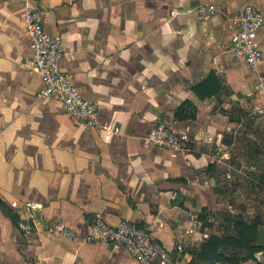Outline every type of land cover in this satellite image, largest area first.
Returning <instances> with one entry per match:
<instances>
[{
    "label": "crops",
    "instance_id": "0c3cea01",
    "mask_svg": "<svg viewBox=\"0 0 264 264\" xmlns=\"http://www.w3.org/2000/svg\"><path fill=\"white\" fill-rule=\"evenodd\" d=\"M199 1L218 12L198 18ZM26 3L60 38L59 66L95 105L98 125L70 116L55 96L38 95ZM244 4L264 14V0H0V264H139L123 247L83 238L96 212L112 225L124 217L157 224L154 236L175 263L194 264L202 241L218 233L212 212L246 218L245 204L237 210L224 201L229 181L217 163L245 162L250 143L237 152V135L254 125L264 129V25L257 70L229 50L231 16ZM210 72L222 92L200 99L192 87ZM185 99L197 115L176 121L173 112ZM157 121L187 133L181 152L144 143ZM104 125L119 132L106 133ZM26 200L41 204L39 215L10 205ZM202 208L211 227L198 218ZM56 220L75 237L50 231ZM260 251L259 259L240 264H264Z\"/></svg>",
    "mask_w": 264,
    "mask_h": 264
},
{
    "label": "built area",
    "instance_id": "2783aa9c",
    "mask_svg": "<svg viewBox=\"0 0 264 264\" xmlns=\"http://www.w3.org/2000/svg\"><path fill=\"white\" fill-rule=\"evenodd\" d=\"M193 9L200 19H208L218 12L214 3L202 1L197 2ZM231 20L234 31L229 50L232 56L242 59L250 70L255 71L262 54L257 41V31L264 25V14L256 6L244 4L234 11ZM24 31L29 36L33 48V69L39 74L42 82L38 95H53L70 116L89 125H98L95 105L80 94L70 76L59 66V59L64 51L60 38L45 31L42 12L27 3ZM263 110L264 107L260 111ZM101 129L109 134L119 132L117 126L104 125ZM187 140V133L175 130L165 121L153 123L144 136L145 144L171 152H181L186 147ZM229 157V153H225V159ZM217 163L224 166L225 171L222 176L227 180L253 178L251 174L254 172V167L243 161L239 165H234L218 159ZM10 205L16 210L28 211L31 216L39 215L42 209L41 204L33 200L11 201ZM48 226L50 231L67 238H74L76 235V232L61 220L52 221ZM20 227L25 228L23 223H20ZM157 229V224L139 226L127 217L121 219L118 224L112 225L105 220L103 214L96 212L89 223V231L83 234V238L89 242L101 241L115 247H123L139 264H176L171 249L155 238L154 232ZM216 230L222 233L224 223L216 224ZM183 247L181 243L175 245L178 251H182ZM261 254L262 251L256 252V258L259 259Z\"/></svg>",
    "mask_w": 264,
    "mask_h": 264
},
{
    "label": "trees",
    "instance_id": "16d2710c",
    "mask_svg": "<svg viewBox=\"0 0 264 264\" xmlns=\"http://www.w3.org/2000/svg\"><path fill=\"white\" fill-rule=\"evenodd\" d=\"M223 86L214 72L192 87L193 92L200 98L218 96ZM197 115V106L190 99L183 100L174 110L173 119L176 121L194 119ZM4 204L0 200V207ZM209 213L202 208L198 218L202 226L211 227L206 219ZM212 214V215H211ZM210 216L214 220H222L224 231L212 232L202 241L195 253L194 264H240L241 261L254 259L256 252L264 249V224L260 215L247 220L242 214L229 212L215 213ZM257 264H261L257 262Z\"/></svg>",
    "mask_w": 264,
    "mask_h": 264
},
{
    "label": "rangeland",
    "instance_id": "374dc122",
    "mask_svg": "<svg viewBox=\"0 0 264 264\" xmlns=\"http://www.w3.org/2000/svg\"><path fill=\"white\" fill-rule=\"evenodd\" d=\"M244 130L246 133H239L237 135V152H240V147H243L245 140L248 139L250 144L247 147L244 146L246 149H243L242 151L244 152L246 150L245 152L247 155L244 156L245 163L247 162V165L252 164L254 167V172L251 174L254 179H251V177L247 179L236 178L231 181L226 179L229 181V189L227 188V195H223V199L224 201L229 200L233 205L232 209L235 208L239 210L240 204H245L246 207L249 208L247 210L249 213H244L246 217L245 219L247 220H252L257 214L263 216L264 219V174L259 175L258 171V168L264 170V129L254 125L250 127V129L246 128ZM257 138L259 141H262L261 144H255L249 141L257 140ZM232 186L236 187V190L234 189L235 192L234 190L231 192ZM260 205H262V207H260ZM235 212L242 213L241 211ZM215 222L218 225L222 223V220H215Z\"/></svg>",
    "mask_w": 264,
    "mask_h": 264
}]
</instances>
